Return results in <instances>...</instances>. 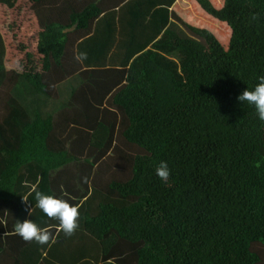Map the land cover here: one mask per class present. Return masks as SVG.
<instances>
[{
  "label": "trees",
  "instance_id": "obj_1",
  "mask_svg": "<svg viewBox=\"0 0 264 264\" xmlns=\"http://www.w3.org/2000/svg\"><path fill=\"white\" fill-rule=\"evenodd\" d=\"M124 1L33 2L45 31L100 7L66 33L59 60L39 73L42 89L6 67L0 31V264H260L264 121L237 97L264 75V0H195L230 39L226 47L205 28L189 27L205 43L166 30V46L183 51L184 79L153 59L129 68L76 59L96 50L90 38L77 45L97 18ZM115 30L101 21L97 32L106 39ZM106 51L93 53L104 57L97 65ZM161 161L167 182L155 174ZM34 186L79 206L72 235L36 207ZM26 219L55 242L24 241L15 225Z\"/></svg>",
  "mask_w": 264,
  "mask_h": 264
},
{
  "label": "rangeland",
  "instance_id": "obj_2",
  "mask_svg": "<svg viewBox=\"0 0 264 264\" xmlns=\"http://www.w3.org/2000/svg\"><path fill=\"white\" fill-rule=\"evenodd\" d=\"M189 1V0H188ZM194 3L197 4V2L195 0H191ZM215 2V1H214ZM190 3V2H189ZM21 6H23V4H20ZM19 5V7H21ZM192 5V4H191ZM30 5L25 6V14H29V12H27V10L29 11L31 8L29 7ZM218 6V5H216ZM197 7H199L198 9H200L201 7L198 5ZM220 7V6H219ZM183 9L185 10V14H183V11H179L177 9L176 14H175V21L172 24V30L174 32H176L182 39H196V40H203V42L205 43L204 39H202L201 37H199L198 35H196L195 33H193L189 27H197V28H205L208 29L210 31H212L217 37L218 39L221 41V43L228 47L229 44V39H230V30L229 28H227L228 26L226 25V23H222L221 21L214 19L213 17H211L210 15H205L206 12L202 9L200 11H202V14H204L205 12V16H207L210 19L204 18V15L201 16L199 14H197V12L199 11H194V6H188L186 8L183 7ZM31 14L34 18V12L31 11ZM72 25L71 26H79L80 24L82 27H86L88 24L89 17L87 15L80 14V15H74L72 16ZM84 18V19H83ZM186 18V20H185ZM25 19L27 21L26 25L27 27H24L20 30H15V29H8L7 31H9L10 33H12L13 35V44H10V52L8 53V46H7V58H6V65L7 68L9 70H16L18 72H20L21 74H23L24 76H27L32 82H34L36 84V86L39 89H42L41 84H40V77H39V73H41L40 68H48L51 66V62L55 61L57 62L59 60V55L61 54V46L63 45V43L66 40V28L64 29L63 26H59L56 27L57 29H53L50 33H47L46 31H39L40 29H36V27L34 26V24L32 25L31 21V17L25 16ZM212 19V20H211ZM15 20H19V19H15ZM83 20H86L87 22H83ZM82 21V22H81ZM185 21H187L188 23H186ZM189 24V25H188ZM192 25V26H191ZM18 26V24H17ZM34 26V27H33ZM16 27V26H15ZM20 27V26H19ZM58 30V32L56 33L55 31ZM75 30V29H73ZM72 30V31H73ZM163 31L161 33V36L163 38H159L158 40L154 41V43L152 45H149L147 47V50L145 52H139L142 48H139L137 51L136 50H125V48L127 47V44H121L120 42L116 43V46L118 47H124V48H120L118 53L115 55H112L113 57V62L115 64H117V66H124V67H132V66H140V63H142V61L146 60V59H152L153 56L158 57L159 54H161V56L163 57V59H158V64L160 65V62L162 63V65H166L167 60L165 61V59H168L165 57V55H167L168 51L167 49L170 51V49L177 51L176 52V56L175 58H172L171 61L174 60V62H172V69L168 68L169 71L173 72L174 75L179 78V79H184L185 77V68H184V63L183 61H181V57L183 54H179L178 55V51H182L181 48L177 47V46H171V48L169 46H166V42L168 40L167 35H165V31L167 30L166 28L164 29L163 27L161 28H157V31ZM146 31L151 32L152 29H146ZM36 32H38V36L41 35L40 41H37L36 38ZM15 33V34H14ZM54 33H56L54 35ZM52 35V36H51ZM43 36V37H42ZM53 38H51V37ZM58 37L55 41L57 42H53V39ZM62 37V38H61ZM40 38V36H39ZM47 40V41H44ZM50 40H52L50 42ZM92 41L95 43V45H98V40H96V38ZM32 42L34 44V46L32 45ZM53 44V45H52ZM96 50L95 51H91L90 53V57L91 55H93L94 52L98 53L99 51V46L95 47ZM129 52L127 55H125V53ZM163 52V54H162ZM183 52V51H182ZM142 53V54H141ZM124 54V55H123ZM15 58V59H14ZM92 58V57H91ZM126 58V60H125ZM165 58V59H164ZM169 60V59H168ZM124 62V63H123ZM82 63L86 66V67H96L93 63L92 60H82ZM40 64V65H38ZM161 66V65H160ZM133 152V149H132ZM117 160V158H116ZM116 160H114V163L116 162ZM116 164L119 166V169H123L124 167L121 165L123 163L121 162H116ZM126 170V169H125ZM118 174H120V172H118ZM262 244V243H261ZM257 244L255 245L254 249L256 252H258V254L261 257V262L260 264H264V244Z\"/></svg>",
  "mask_w": 264,
  "mask_h": 264
},
{
  "label": "crops",
  "instance_id": "obj_3",
  "mask_svg": "<svg viewBox=\"0 0 264 264\" xmlns=\"http://www.w3.org/2000/svg\"><path fill=\"white\" fill-rule=\"evenodd\" d=\"M34 1L35 0H18L17 4L13 8L8 7L4 3H0V31L4 35V41H5L6 47L8 46V49H9L8 53L10 52L9 45L13 44V41H12L13 35H12V33H10L7 30L8 29L12 30L15 28H16L15 30H17V29L20 30L24 27H27V25H26L27 21L25 19V16L29 15V17H31V19H32V20H30L32 25L34 24L36 29L39 28L40 29L39 31L42 30L39 27V24H38V21H37L35 14H34V18L31 14V11H33L31 6H32ZM20 4H23V6H21ZM19 5L21 7H19ZM27 5H30L29 7L31 9L29 11L27 10V12H29L28 15L27 14L24 15L25 10H23V9H25V6H27ZM148 5H149V8H148ZM188 6H194V8H195L194 11L197 12L199 10L197 12V14H199L201 16H203L205 14V12H204V14H202V11H200V10H202V8L198 9L199 8V7H197L198 5H196V3H194L193 1L191 3V0H189V1L188 0H126L120 6H118L116 8H111L109 10L102 12V15H100L97 18L98 20L96 21V23L94 25L95 27H94L93 35H91L90 37H87L83 41H80V43L77 46H79V48L81 49V47H83L82 44L85 43L87 40H89V38L93 39V40L96 38V40H98V43H99L98 46L99 47H101L102 49L104 47L108 48V51H106L107 63L102 64V65H97L95 63L96 59L102 60V59H104V57L101 54H94V55H91V57H92L91 58L90 57L91 51L88 50L87 48L86 49L83 48L84 50H86L85 54H86L87 59L94 60L93 64L96 67H86L83 63L82 64L85 66V68H101V67L123 68L124 66H117V64H115L113 62L112 55L117 54L120 48H124L121 46L120 47L116 46V43L120 42L121 44H124L126 42L125 44H127L128 48H125L124 51L125 50H129V51L130 50H132V51L136 50L137 51L139 48H142L137 53L145 52L147 50V47L149 45H152L154 43V41L158 40L160 37L163 38L161 36V33L163 31L162 30L157 31V28L163 27L164 29L166 28L167 30H169V29L172 30V28H173L172 24L175 21V18H176L175 14H176L177 9L179 11H183V14H185V10L183 9V7L186 8ZM134 11L138 12L137 16H135ZM97 14H100V7L96 6V5L89 6L88 8L85 9V12H84V15H87L88 18L91 16H94V15L96 16ZM205 15H208V14H205ZM205 15H204V18L210 19ZM15 19H19V20H15ZM89 20H90V18H89ZM185 20H186V18H185ZM85 21L86 20H83L84 23H85ZM101 21H106L108 23L109 27H111L113 30H115L114 28L117 29V31L115 30L116 32L113 34V36L111 38L107 37L105 39L104 34L97 32V29H98ZM121 21H123L124 24H122ZM185 22L188 23L187 21H185ZM17 24H18V26H17ZM57 26H59V25L51 26L50 28L47 29L46 32H51L53 29H57L56 28ZM146 29H152L153 31L148 32V31H146ZM42 31L45 32V30H42ZM55 32L57 33L58 30H56ZM35 34H36L37 41H39L38 32H36ZM146 36H148L147 39H146ZM115 41H116V43H115ZM32 45L34 46L33 42H32ZM167 51H168V53H167V55H165L166 58H168V59L175 58L177 51H175V50H170V51L167 50ZM78 53H80V52L78 51ZM128 53L129 52L125 53V55H127ZM162 54H163V52H162ZM179 54H183V52L180 50V51H178V55ZM7 55H9V54H7ZM6 58H7V56H6ZM157 58L160 60L163 59L161 54H159L158 57H156V56L152 57L153 60L158 61ZM168 59H165V61ZM175 59L178 60V58H175ZM125 60H126V58H125ZM38 65H40V64H38ZM160 65L167 70H169L168 68L171 67V66L165 67L164 65H162L161 62H160ZM6 67H7V65H6ZM134 67H138V66L136 65ZM40 69H43V68H40ZM170 69H172V68H170Z\"/></svg>",
  "mask_w": 264,
  "mask_h": 264
},
{
  "label": "clouds",
  "instance_id": "obj_4",
  "mask_svg": "<svg viewBox=\"0 0 264 264\" xmlns=\"http://www.w3.org/2000/svg\"><path fill=\"white\" fill-rule=\"evenodd\" d=\"M85 53H79L76 59L82 61L86 59ZM258 83L252 89H245L238 97L240 103L251 105L257 118L264 121V75L257 77ZM156 176L163 182H167L170 170L165 161H161L155 169ZM87 182V178H83ZM35 193L36 207L47 217L58 221V231H63L66 236H70L79 227L78 217L79 206L70 204L67 200L57 197L54 194H46L33 187ZM26 200V199H24ZM32 209L29 210L31 215ZM15 232L26 242H35L39 245L50 247L55 242L56 235L48 229L40 227L30 219L18 222L15 225Z\"/></svg>",
  "mask_w": 264,
  "mask_h": 264
},
{
  "label": "water",
  "instance_id": "obj_5",
  "mask_svg": "<svg viewBox=\"0 0 264 264\" xmlns=\"http://www.w3.org/2000/svg\"><path fill=\"white\" fill-rule=\"evenodd\" d=\"M75 28H76V26H73V27H71V28L66 29V31H67V32H70V31H72V30L75 29Z\"/></svg>",
  "mask_w": 264,
  "mask_h": 264
}]
</instances>
